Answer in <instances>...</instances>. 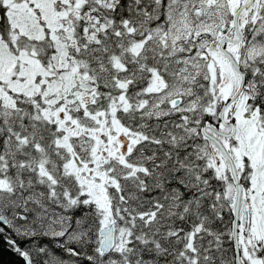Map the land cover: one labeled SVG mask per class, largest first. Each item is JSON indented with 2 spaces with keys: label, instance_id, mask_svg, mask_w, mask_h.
<instances>
[{
  "label": "snow or ice",
  "instance_id": "obj_1",
  "mask_svg": "<svg viewBox=\"0 0 264 264\" xmlns=\"http://www.w3.org/2000/svg\"><path fill=\"white\" fill-rule=\"evenodd\" d=\"M0 225L23 264H264V0H0Z\"/></svg>",
  "mask_w": 264,
  "mask_h": 264
},
{
  "label": "trees",
  "instance_id": "obj_2",
  "mask_svg": "<svg viewBox=\"0 0 264 264\" xmlns=\"http://www.w3.org/2000/svg\"><path fill=\"white\" fill-rule=\"evenodd\" d=\"M0 227H2V225H0ZM0 264H23V261H20L19 258L8 249L2 236H0Z\"/></svg>",
  "mask_w": 264,
  "mask_h": 264
}]
</instances>
